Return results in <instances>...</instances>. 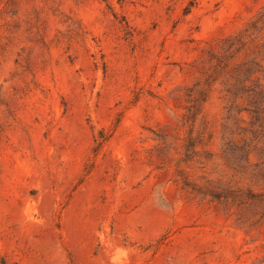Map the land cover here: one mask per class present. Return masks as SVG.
Listing matches in <instances>:
<instances>
[{"label": "rangeland", "instance_id": "1", "mask_svg": "<svg viewBox=\"0 0 264 264\" xmlns=\"http://www.w3.org/2000/svg\"><path fill=\"white\" fill-rule=\"evenodd\" d=\"M0 264H264V0H0Z\"/></svg>", "mask_w": 264, "mask_h": 264}]
</instances>
